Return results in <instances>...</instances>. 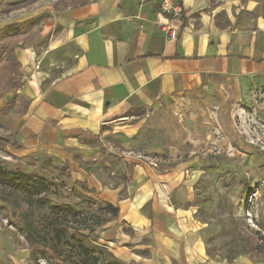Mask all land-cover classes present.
<instances>
[{"label":"crops","instance_id":"obj_1","mask_svg":"<svg viewBox=\"0 0 264 264\" xmlns=\"http://www.w3.org/2000/svg\"><path fill=\"white\" fill-rule=\"evenodd\" d=\"M181 2V15L173 16L160 9L159 0H91L56 17L63 26L48 32L49 46L33 66L16 52L25 87L35 81L41 92L36 115L19 126L21 148H49L59 157L77 151L99 164L106 156L101 155L103 128L120 109L233 78L264 79V0ZM119 155L111 174L102 168L85 176L97 196L119 208V226L137 230L135 249L147 251L129 250L122 238L119 259L198 264L196 246L213 232L193 221L192 206L177 203L166 191L188 186L189 180L178 172L157 175L135 157ZM140 197L144 201L138 204ZM145 237L150 241L142 245Z\"/></svg>","mask_w":264,"mask_h":264},{"label":"rangeland","instance_id":"obj_2","mask_svg":"<svg viewBox=\"0 0 264 264\" xmlns=\"http://www.w3.org/2000/svg\"><path fill=\"white\" fill-rule=\"evenodd\" d=\"M89 1L0 0V43H13L18 56L26 55L24 60L33 66L49 46L48 32L63 26L55 23L56 17ZM242 1L246 5L261 0ZM16 77L21 86L0 83V137L12 143L20 142L19 126L36 115L41 97L35 81L25 87L22 71ZM103 131L101 155L106 156L99 164L85 161L72 150L59 157L49 148L27 151L31 148L26 145L18 149L0 145V162L6 168L46 179L54 190L48 195L50 202L73 208L53 210L50 205H38L43 238L38 237L35 247L18 230L12 212L0 211V264H35L34 250L38 264H79L80 257L67 240L53 239L55 222L91 233L118 259L122 238L128 240L126 248L146 254L144 249H135L136 229L125 223L119 226L118 215L111 211L99 212L105 200L85 179L102 168L111 174L112 165L122 158L119 154L135 157L157 175L178 172L189 180L188 186L180 183L166 191L177 203L192 206L193 221L213 232L206 237L204 231L206 238L196 246L198 264H264V253L253 249L257 237L264 236V79L233 78L153 104L126 106ZM114 178L118 185L119 178ZM5 197L19 196L10 193V185L2 184L0 204ZM21 198L25 205V195ZM143 201L140 197L138 204ZM97 220L103 223L93 231L86 229ZM149 241L145 237L141 244Z\"/></svg>","mask_w":264,"mask_h":264},{"label":"trees","instance_id":"obj_3","mask_svg":"<svg viewBox=\"0 0 264 264\" xmlns=\"http://www.w3.org/2000/svg\"><path fill=\"white\" fill-rule=\"evenodd\" d=\"M21 62L16 55L15 45L13 43H0V83L21 86V80L16 77L20 73ZM0 145L9 148H21L18 142L12 143L5 137H0ZM10 185V193L16 194L19 197L3 198L4 203L0 204V211L7 214L12 212L16 219L18 230L27 238V240L36 246V240L41 236L38 228L40 216L38 213V205H50V208L55 210H70L72 206L68 204L55 205L50 202L48 195L53 193L52 185L44 178H38L32 174L17 169L6 168L0 162V185ZM25 195V205H23L22 196ZM111 211L113 216H117L119 208L110 202H105L100 206L99 212L106 213ZM102 220L94 221L86 229H91L97 225H101ZM54 236L53 239L59 242L65 240L74 248L77 255L80 257L79 264H134L118 259L110 249L97 242L91 233L87 234L82 229L65 225L62 222L53 224ZM46 245V244H45ZM253 249L256 253H264V236L261 234L253 243ZM34 262L38 264L37 253L34 250Z\"/></svg>","mask_w":264,"mask_h":264},{"label":"built area","instance_id":"obj_4","mask_svg":"<svg viewBox=\"0 0 264 264\" xmlns=\"http://www.w3.org/2000/svg\"><path fill=\"white\" fill-rule=\"evenodd\" d=\"M182 0H159L160 9L173 16L181 15L183 11ZM171 36L176 35V29H170Z\"/></svg>","mask_w":264,"mask_h":264}]
</instances>
